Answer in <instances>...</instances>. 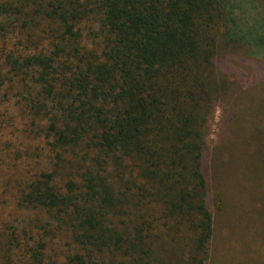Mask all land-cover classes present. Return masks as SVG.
I'll use <instances>...</instances> for the list:
<instances>
[{"label": "trees", "instance_id": "16d2710c", "mask_svg": "<svg viewBox=\"0 0 264 264\" xmlns=\"http://www.w3.org/2000/svg\"><path fill=\"white\" fill-rule=\"evenodd\" d=\"M241 47L264 0H0V264H206Z\"/></svg>", "mask_w": 264, "mask_h": 264}, {"label": "rangeland", "instance_id": "374dc122", "mask_svg": "<svg viewBox=\"0 0 264 264\" xmlns=\"http://www.w3.org/2000/svg\"><path fill=\"white\" fill-rule=\"evenodd\" d=\"M238 50L231 53L226 105L216 109L206 137L207 201L213 215L206 264H264V53L251 57ZM17 90L15 84L6 102L0 101V112L19 111L16 122L21 113L14 103Z\"/></svg>", "mask_w": 264, "mask_h": 264}]
</instances>
